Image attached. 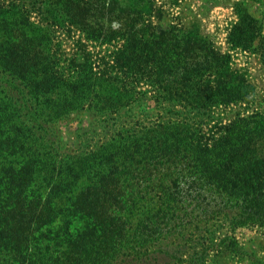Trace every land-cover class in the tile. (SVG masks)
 I'll return each mask as SVG.
<instances>
[{"label":"trees","instance_id":"16d2710c","mask_svg":"<svg viewBox=\"0 0 264 264\" xmlns=\"http://www.w3.org/2000/svg\"><path fill=\"white\" fill-rule=\"evenodd\" d=\"M70 1L64 11L88 38L125 37L118 51L101 57L98 69L85 49L69 58L59 56L51 25L36 28L20 6L10 8L0 0V89L4 94L0 97V264H114L146 255L167 235L157 230L152 216L154 199L163 197V204L181 225L188 215H220L225 210L227 215L234 211L230 220L234 226L264 224V156H259L260 161L253 156L235 160L240 153L254 150L252 146L257 147L262 137L252 132L240 138L227 134L209 146L187 131L188 121L153 120L143 105L146 92L135 85L142 77L151 79L161 111L170 101L190 111L210 112L212 103L244 97L225 92L213 100L210 90L201 91L204 72L211 67L229 70V56L205 46L208 52L203 59L184 57L190 48L177 39L179 35L164 30L137 37L134 21L123 30L109 26L105 32L102 22L93 26L88 18L101 14L106 0H88L87 8L81 5L84 0H74L73 10ZM241 11L232 39L249 46L258 34V23L245 8ZM211 74H206L205 85H211ZM2 75L7 78L3 80ZM10 81H14L12 87L19 84L22 89L10 91ZM85 110L98 117L102 137L96 141L87 137L77 152L62 154L51 130L61 118ZM256 114L264 117V112ZM203 178L205 184H201ZM80 180L78 193L71 196L68 192L73 193ZM132 181L135 200L123 213L122 203L130 200L121 190H127L126 183L133 185ZM213 192L222 199L207 201ZM64 195L70 201L61 204ZM134 208L135 229L126 219ZM161 211L156 217L163 219L166 213L164 208ZM76 217L84 224L73 230ZM169 219L166 224L172 225ZM227 240L228 247L237 245L233 238L225 237L223 242ZM207 254L205 246L202 254L181 253L177 260L200 264Z\"/></svg>","mask_w":264,"mask_h":264},{"label":"rangeland","instance_id":"374dc122","mask_svg":"<svg viewBox=\"0 0 264 264\" xmlns=\"http://www.w3.org/2000/svg\"><path fill=\"white\" fill-rule=\"evenodd\" d=\"M85 2L88 0H84L81 5L87 8L88 5ZM67 4V0H5L6 6L10 8L20 6L23 11L25 10L34 27L52 26L50 34L56 44L54 49L59 56L69 58L85 49L92 60H95V68L98 69V66L102 65L101 57L113 55L118 51L124 44L125 37L118 34L109 41H102L103 38L101 40L88 38L86 31L73 23L74 18L64 11ZM74 5L75 1L71 0V10L74 9L72 7ZM101 5H104L103 12L90 16L91 20L89 18L88 20L93 26H98L102 22L105 25V32L109 30V26L123 30L125 24L134 21L137 37H149L151 32L158 34L164 30L179 35L177 39L190 48L189 52L184 53V57L197 56L201 60L210 48L224 57L229 56L227 60L229 70L226 66L221 69L211 67L210 71L204 72L200 83L201 91L207 94L210 90L213 100L225 92H237L244 97L231 103H212L210 112L190 111L183 104L170 101L165 103L166 110L161 111L156 107V93L153 90V83L150 82L151 79L146 80L142 77V81H137L135 85L138 90L146 92L143 105L153 120L171 118L188 121L187 131L191 132L192 136L203 138V142L209 146L227 134L240 138L252 132L257 135L255 137H262L258 140L257 147L252 146L254 150L246 154L240 153L243 155L235 159L236 162H241L253 156L260 161V157L264 156V117L256 113L264 112V0H106ZM242 8L255 17L258 23V34L249 46L238 44L232 39L236 26L241 22ZM36 32L39 31L36 30ZM101 34H103L102 37H107L106 33ZM246 37L249 38L250 35L246 34ZM169 41H173V38ZM201 41H207L208 44L204 45ZM110 61L113 63V57ZM154 65L152 68L155 70ZM208 73H212L210 86L205 85L206 81H204ZM1 78L4 80L7 77L2 75ZM13 83L14 81L7 83L10 84L8 89L19 92L22 86L18 84L16 87L13 86L15 87L13 89ZM3 95L2 88L0 97ZM237 119L240 121L237 122ZM231 123L232 127H229ZM101 131L102 126L96 114L85 110L61 118L50 134L58 142L57 146H60L59 150L63 154L77 152L87 137L90 139L93 137L95 138L93 141H96L102 137ZM248 153L250 155H247ZM256 154L257 156H254ZM159 181L156 180V182ZM205 181L206 179L203 178L201 184H205ZM185 182L183 184L187 185ZM132 183L133 185L127 182V190H121L125 193V199L130 200L122 203L123 207L120 209L123 213H127L128 204L135 200V181ZM80 184L81 180L75 185L73 193H68L75 196ZM213 194V197L208 198L207 201H212L215 197L217 200L222 199L219 192H213ZM202 198L200 200L204 201ZM165 200L166 197L160 201L154 199L152 205L155 210L152 216H154L153 223L157 230L167 235L159 239L150 248L148 254L137 255L139 256L137 258L135 256L122 258L114 264H182L177 260L181 253L184 256L198 251L202 254L205 246L208 254L202 256L203 260L201 259L200 264H264V224L245 223L234 226L230 221L234 211L227 215L228 210H225L221 211L220 215L216 212L214 214L206 212L198 217L188 215L184 219V225H181L180 220L174 217L176 214L171 216L173 211L167 208L166 203L163 204ZM66 201L70 200L64 195L61 204ZM202 205L204 206L203 203ZM162 208L166 213L163 219L156 217ZM132 213L126 215V219L135 229V208ZM168 216H170L169 224L172 225L166 224ZM177 222L179 225L174 226ZM83 224V220L76 217L72 220L71 228L78 229ZM139 230L142 229L139 228ZM225 237L233 238L237 245L233 246L234 248L228 247L229 241L223 242Z\"/></svg>","mask_w":264,"mask_h":264}]
</instances>
